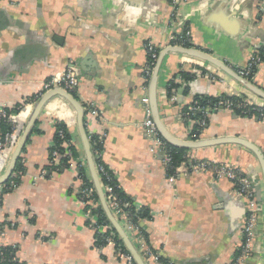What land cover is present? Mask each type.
Here are the masks:
<instances>
[{
	"label": "crops",
	"instance_id": "0c3cea01",
	"mask_svg": "<svg viewBox=\"0 0 264 264\" xmlns=\"http://www.w3.org/2000/svg\"><path fill=\"white\" fill-rule=\"evenodd\" d=\"M184 26L191 31L193 48L237 72L264 49V0H178L176 7L172 0H0V108L41 95L47 79L73 66L78 85L72 96L85 111L89 144V135L102 139V163L134 206L151 215L139 223L149 253L172 264H230L241 241L244 201L230 181L217 180L210 172L169 180L142 127V98L151 93L155 71L146 82L144 45L150 42L158 50L154 95L160 121L175 138L188 140L193 123L186 125L181 111L197 96H245L261 106L264 100L218 67L174 53L169 37ZM198 71L219 78L210 81ZM183 74L194 78L185 80ZM170 81L176 88L168 98ZM248 81L264 92V62ZM34 104L15 115L20 135L0 152V178L10 166ZM207 118L199 139L239 137L264 154V118L240 117L225 109ZM56 121L67 126L78 156L67 168L50 172ZM193 155L233 163L253 180L261 218L253 254L245 264H264V185L257 160L237 145L208 147ZM19 158L24 168L20 183L13 191H0L2 246L15 247L22 264H123L114 246L95 247L85 203L78 198L79 165L93 188L94 183L77 112L70 103L53 95L43 104ZM98 204L102 208L99 198ZM134 247L144 264H157Z\"/></svg>",
	"mask_w": 264,
	"mask_h": 264
},
{
	"label": "built area",
	"instance_id": "2783aa9c",
	"mask_svg": "<svg viewBox=\"0 0 264 264\" xmlns=\"http://www.w3.org/2000/svg\"><path fill=\"white\" fill-rule=\"evenodd\" d=\"M177 3L178 0H172V5L174 7H176ZM169 41L171 47L193 48L191 31L186 26L182 27L179 33L172 34L169 37ZM144 49L147 55V62H146V66L144 67L143 77L144 80L148 82L151 77L152 71L155 68L156 61L158 59V50L150 42H147L144 45ZM259 63H260V59L258 58L257 55H254L253 57H251L250 61L247 63V65L244 68L237 70V74L242 78L247 79L250 76L252 68L259 65ZM73 69H74L73 66H68L67 69L62 74L54 75L53 77L47 79L42 85L41 95H43L47 91L52 90L53 88H61L69 93L75 91L78 85V79L75 76ZM197 74L198 76H202L210 81H215L218 80L219 78L218 76L212 75L208 72L198 71ZM248 104L251 105L253 103L250 100H248ZM224 105H225L224 106L225 110L232 111L231 103L226 102ZM258 106L264 107V105L262 106L258 105ZM142 107L145 115L144 121L142 123V127L145 130L146 136L152 142L151 149L154 150L155 154L161 158L162 165L164 166V169H166V166L169 162V155L166 149L167 143L163 141L153 122L149 98L147 96H144V98H142ZM3 109L4 108H0V120L5 119L7 117L8 119H11V121L15 124V127H13L11 132L6 134L3 139H0V152L6 151L10 147H12V145L15 144V142L18 140L20 135V128L16 125L14 119L16 114H11L7 116L6 113L3 111ZM191 110L195 111V109L193 108ZM205 115H206L205 117H208L209 114L205 113ZM204 124L205 121L202 120L200 122V125H204ZM189 134L190 133L188 132L187 133L188 137ZM188 140L191 139L188 138ZM63 146L67 147V144H63ZM195 151L196 150H188L186 154V160L181 162L174 169V173L168 176V178L170 181L173 182L181 174L187 176L193 173L210 172L215 179L217 180L226 179L233 184L235 194L239 199H242L244 201L246 208V216L244 218L243 227L240 231V236H241L240 245L237 248V254L232 258L230 264H245L253 254L254 242L257 236L258 222L261 216V205L257 198L254 182L251 179V177L242 170L241 167L230 162L198 158L195 155H193V152ZM68 154L69 152L67 151L66 155ZM57 159H58V153L53 152L51 155L50 162L57 163ZM99 171L101 172L102 168H100ZM45 173H46L45 171H42L41 177L45 176ZM17 175L21 178L23 174L19 172L17 173ZM1 186L2 185H0V191H2L3 189ZM17 186L18 184L11 183L7 187V190L13 191L17 188ZM104 189L107 194L105 201L113 217L116 220L117 218L120 219L126 231L130 233L132 236H134V238L136 239V243L138 244L139 248L146 251L149 255L150 253L148 251L146 242L142 237H138L137 228L131 225L130 222L128 221V215L125 212L126 205L122 204V202L119 201L116 198V196H114L111 187L105 186ZM91 192L92 190H88V193ZM88 213L89 211H86L88 220H90V222H92L93 224H96L95 219L89 217ZM9 226L13 228L15 225L13 223H10ZM105 229L106 228H98L97 232L102 233V231ZM3 236L4 234L1 231L0 237ZM107 245L114 246L116 258L121 263L134 264L132 257L129 254H125L119 251L116 248L113 241L111 240L108 241ZM2 247L4 246H2V244L0 243V252ZM150 256L153 255L150 254ZM153 261L157 264H163L159 260V255L153 256Z\"/></svg>",
	"mask_w": 264,
	"mask_h": 264
},
{
	"label": "trees",
	"instance_id": "16d2710c",
	"mask_svg": "<svg viewBox=\"0 0 264 264\" xmlns=\"http://www.w3.org/2000/svg\"><path fill=\"white\" fill-rule=\"evenodd\" d=\"M258 58L260 59V63L264 62V49H259L256 54ZM255 66L252 68L250 76L247 78L251 81L252 77L254 76V73L257 70V67ZM183 78L185 80H191L194 78V75H188L183 74ZM176 87L172 84L170 81L167 88V97L171 98L172 90H174ZM74 97L75 91L71 93ZM40 97V94L36 97L25 99L21 104L15 105L12 108H4L3 111L6 113L7 116L11 114H17L22 108H24L25 105L34 103L38 100ZM231 103V109L232 112L240 117H247V118H254L257 120H261L264 118V107H260L257 104H248V98L245 96L240 97H234V96H227L223 95L220 97H211V96H197L194 98L193 102L186 108H184L181 111V117L182 121L188 125L190 122L193 123L192 129L189 131V138L191 140H197L200 138V136L203 134L204 130L206 129L208 125V118L205 117V113H212L214 111H218L220 109H224L225 103ZM195 109V111L191 109ZM204 120L205 124L200 125V122ZM15 127V124L11 121V119H8L7 117L5 119L0 120V139H3L6 134L10 133L12 128ZM90 145L92 149L93 154V161L100 179V183L103 187V193L105 198L107 197V194L105 192L104 187L108 186L112 188V192L116 198L122 202V204L126 205L125 212L128 215V221L131 225L137 228L138 231V237H144L143 232L141 231V228L139 226V223L143 219L150 218L151 215L149 211L143 208L137 209L132 200L124 194L123 190L120 188L118 183L115 180L114 175L112 172H110L102 163L101 161V153H102V147L103 142L102 139L97 135H89ZM63 144H67V147H64ZM166 149L168 151L169 155V162L166 166V175L170 176L174 173V169L183 161L186 160V154L188 150L176 148L170 145H166ZM69 152L68 155H66V152ZM53 152L58 153V159L57 163L50 162V166H48V170L51 171H59L61 168H67L70 164V161L73 159L75 160L77 158V150L76 147L72 143V136L68 131L67 126L61 122L56 121L55 123V132L53 135V145L49 150V159H51V155ZM21 158H18L15 167L13 169V174L11 177L7 179V181L2 186L3 192H10V190H7V187L11 183L19 184L21 181V178L17 175V173L21 172L24 173V168L22 163L20 162ZM102 168V171L100 172L99 169ZM78 179L82 181V187L80 189V192L78 193V198L81 202L85 203V213L86 211H89L88 216L95 219V223L93 224L90 222V220H87V223L94 229L95 232V241L94 245L97 249L104 248L108 241H113L116 248L125 253L128 254L125 247L123 246L121 240L116 236L115 232L111 229V226L109 224V221L107 217L105 216L104 211L98 204V198L94 191V188L91 184V182L87 179L85 172L81 165H79V170L77 173ZM88 190H92L91 193H88ZM94 205V206H93ZM261 218V216H260ZM118 223L122 226L123 230L126 232L132 243L138 247V244L136 243V239L134 236H132L130 233H128L120 221L119 218H117ZM98 228H106L102 231V233H98ZM139 248V247H138ZM16 249L15 247H2L0 252V264H22L18 261L16 257ZM237 254V250L235 255ZM234 255V256H235ZM159 260L163 264H169L171 263L169 260H163L161 257H159Z\"/></svg>",
	"mask_w": 264,
	"mask_h": 264
},
{
	"label": "water",
	"instance_id": "95a60500",
	"mask_svg": "<svg viewBox=\"0 0 264 264\" xmlns=\"http://www.w3.org/2000/svg\"><path fill=\"white\" fill-rule=\"evenodd\" d=\"M175 49L174 53H179L182 55H186L187 57L193 58V59H198L201 61L208 62L209 64L218 67L225 73H227L229 76H231L233 79L238 81L241 85H243L248 91L252 92L254 95H256L258 98L264 100V92L260 90L258 87L254 86L252 83H250L248 80L242 78L237 74V72L227 65L226 63L217 60L215 57L212 55L203 52L201 50L195 49V48H182V47H172ZM158 60V59H157ZM159 62V60H158ZM158 62L156 61L155 65V71L150 79L149 83V103H150V108L152 112V119L153 122L157 128V131L163 141H165L168 145L176 147V148H181L185 150H201L204 148L208 147H216L220 145H237L240 146L250 153L255 157L257 160V163L260 167L261 170V175L263 179V185H264V154L260 151V149L246 141L245 139L239 138V137H217L213 139H197V140H181L178 138L173 137L167 129L163 126V124L160 121V117L158 115V109L156 105V98H155V73L157 72L156 70L158 69ZM53 95H59L60 97L64 98L68 103L72 105V107L76 110L77 112V125H78V130L81 135V138L83 140L85 149H86V154H87V161L89 165V169L92 175L93 183H94V191L97 194L100 204L103 208V211L105 213V216L107 217L108 221L110 224L114 227V229L117 231L119 237L122 239L126 249L128 250V254L132 257L134 264H144L142 259L140 258L138 252L136 251L134 245L132 242L129 240L128 236L125 234L124 230L118 223V221L113 217L111 214L108 205L105 201V196L102 191V188L100 186L99 180H98V173L95 170L94 167V161H93V154L91 151V147L87 138V135L84 130V117H85V111L83 110L82 106L77 102L76 99L72 96L71 93L61 89V88H53L50 91L45 92L43 95H41L38 100L35 102L33 110L28 118L27 124L25 126V129L23 131L21 141L19 145L16 148V151L13 154L10 166L8 170L6 171V174L0 178V185L5 183L7 179L10 177L11 173L13 172V169L15 167V164L20 156V153L22 151L23 145L28 137V134L31 131V126L34 124L36 117L43 106V104ZM261 203V202H259Z\"/></svg>",
	"mask_w": 264,
	"mask_h": 264
}]
</instances>
